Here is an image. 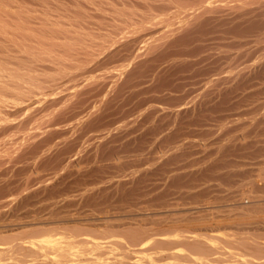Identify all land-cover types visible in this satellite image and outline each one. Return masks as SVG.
Segmentation results:
<instances>
[{
  "label": "rangeland",
  "instance_id": "1",
  "mask_svg": "<svg viewBox=\"0 0 264 264\" xmlns=\"http://www.w3.org/2000/svg\"><path fill=\"white\" fill-rule=\"evenodd\" d=\"M20 1H22V4L27 2L26 3L27 7L29 6L30 9H32L33 11L38 12V15L41 17H42L41 14H43V16H45L44 13H46V14H49L48 16H45L47 19L50 18L52 20H56V22L60 21V23H62V22L65 23V21H66V23L64 24L65 26H67V27L72 26L70 28H67V29H69L68 31H72V32L67 31V33L69 34V33L75 32L76 34L73 33V34H71V36H69L67 33H66V35H65V33H62L63 36H66V37L69 36L68 38H70V37L75 38L79 35V33H81V37H84L85 34L87 35V33H90V35L88 34L90 37L92 35L94 37L97 36V38H99L98 40H100L104 43L103 44L102 42H100L98 40L95 42L92 41L94 49L92 48L93 50L91 49L90 52L87 51V52L82 53L84 55L81 54V57H80V58H82L83 62H86L84 64H87L88 68H91L92 65L93 66L97 65L98 68L96 66L94 68V70H92L91 74L87 75L82 80L80 79L79 81H81V82L77 81L78 86H77V83L75 82L73 85L74 89L71 88V89H69L70 91H67L66 89H62L66 92L60 93L58 91L60 94L57 92V90H56L57 88L55 86H52V85H54L53 80H55V78H57V76L56 77H54V76L56 74H58V72L55 74V73H53V71L54 72L58 71V70H56V68L59 69L57 66H59V65L61 66V64L57 65L58 63H56V61L52 60L54 63H56V64H54L55 67H53L52 65H50L53 62L50 60V58H46L47 56H43V58H41L40 56H36L34 58V56L30 57L31 55L27 56L25 53L16 54V55H18L19 59L21 58L20 60L17 61V62H19V64L16 63L17 66H15L16 64L14 63V61L12 62V65L14 63L13 68H14V66L17 67L16 68L17 69V71H16L17 76H19V74L21 75V73L25 74L26 71L24 72L23 69L26 70V67H27L28 71H30V69H32L31 71H34V72L38 71V74L36 73V75L39 76V74H40L41 77L37 76L38 79L40 78L39 80L38 79L37 80L40 81L41 84L43 81H44V84H46V83L48 84L47 85L48 91H46V93H44L45 91L43 90V88L46 89V87H44L46 85H43V87H41L42 92L40 91V93L44 94L43 97L41 94H39L36 91L38 93L37 94L35 92V89H34L35 94H33V93H31V94H33V95L37 94V97L31 96L30 98H28L31 100L33 97L35 98V99L33 98L34 102L32 100V104L34 105V106H32V108H34V107L36 108V110L35 109L33 110V112L36 111V113H37V114H35V112H34L36 117H39L42 114H47V117L44 116L45 118L41 116L42 118H44L42 121L40 120V117L38 118V120H40V121H38V126L36 128V134L37 133L40 134L42 132V130H44V131L50 130V131H53L55 133L56 138L58 135L63 136V140H61L62 136H60V137L58 136L57 140H55V142L57 141L58 144H57V142L56 143L54 142V144L55 145L57 144L56 146H58V147L54 146V148H53L55 150V153L53 152L54 150H51L52 151V152H50L51 156H50V153L48 155L49 159L52 160L54 158L56 161H54V159L52 160V162L48 161V163L49 162L50 163L49 164L47 163L43 167H41L42 166L41 164L43 162L40 161L39 163H41V164H38V165H40L41 168L39 166H37L38 169H36V174H34L35 175V176H33L34 178L32 177L33 186H31L32 187L31 190L33 192L32 191L31 192L34 193L36 191L35 193L37 195V198H35V201H34V204H35L34 207L35 208L40 210V208L42 209L44 206L46 211L42 210L44 213L43 215H45L47 217H48V212H49L48 209L53 208V206H54V209L57 208L59 210V208H60L61 209L60 211H63V213L66 211L65 213L67 214V211H68L69 214H67V215L65 214L66 217H70L72 215H77V214L80 216L82 214L81 217L85 216V218H86L87 217L86 215L92 216L91 214L92 213L95 214V212L97 213L96 215H99V214H102L101 213L102 210L101 211L98 210V212L96 210L98 207H99V209H102L100 205H102L104 203L105 199H107L108 201L110 199H112L111 202L114 201V202H112L114 204L116 202L115 198L117 196L118 200L116 199L117 200V202H116L117 204L115 203L116 205H118V202H124L125 200L123 199V197H124L123 195L126 194L128 191H130V188L131 189L133 187L136 188L138 186L139 182H138V184H136L135 181H138L137 179H139L140 176L141 177L143 176L144 178L145 177L146 178L145 179L143 177L140 178L139 179L140 184L138 186L139 190H141L142 192L141 191H138V192L139 193L141 192L140 193L141 195H142V193H143V195L145 194L144 196L143 195L142 196L146 197L147 201L145 202L146 199L145 198H144L145 200L142 199L143 197L141 195L136 196L137 200L142 197L141 198L142 203L144 201V203H146L148 205V202H149L150 203L149 206H151V203L152 204L158 203L159 202L158 200L161 197L165 201H167L169 204L170 203L174 204V202L176 204L178 203L179 205L177 204V206H176V204H175L174 207L180 206V208L178 207L180 210L175 208V210L173 209L174 213H172V212H171L172 214L170 213L171 214L170 217L171 218L173 217L172 219L170 218L172 222H173V219L179 220V219H183L184 217L186 218L187 217V216H185L186 214H188V218H192V216H193V218H196L197 214L196 215L193 214V213H195L194 211H192L191 213H190V211H187L188 207L198 206L197 208H202L204 205H211L212 204V206L214 205V207H215V210L212 211L213 213L215 211V213H216V214L214 213L215 216H217V217H219V216L220 217L221 216L222 217H228V216L231 217V219L226 220L227 221L226 224H225V221H223L221 223L222 227H223V225L224 226L228 225V227H230V229H232L231 231H236V229H237L236 232L242 233L244 235H246V233L248 232L247 236H252V237L254 236V238L256 236V239H258V241L260 240L259 241L260 243L264 242V234H263L264 233V218H263L264 214H260L258 216L260 218H258V219L254 218L255 220L253 218H252V220H251V218H250V220H248L249 218H243V220H242V218H240L241 220H236L237 215L239 216L240 215L239 213L243 212L241 207L238 205L242 199H245L243 201L247 202L248 200H252L253 197H256L258 195L264 196L263 193H261L260 191L258 192L259 186L261 187L264 184V173H263L264 172V66H263L264 65V37H262L263 34H260V35L257 34L259 37L257 35H255V36L254 35L253 36L246 35V37H238L237 38V36H232V35L230 36V34L228 35V34L220 33V32L214 33V31H213V33L215 35L214 34L212 35L211 34L212 31H211V33H210L211 35H208V33L206 35V32H205L204 36H202V35L194 36L193 38L195 40L193 38H191L190 40L185 42V46H184L183 41L178 42V43L177 42L174 43V41L176 39L178 41L179 40L178 38H181L180 36L183 37L184 34L190 30L189 27L191 26V24H193V23L190 24V22L192 20H190V22H189L190 25L187 24V25H189V27L186 26L187 29H189V30H187L185 27L187 22L186 23L184 22L183 23L184 26H182L183 25L182 24L181 25L182 28L178 29L177 27L180 24L178 23L179 25H177V22L174 21L177 26L176 25H173V26L169 25L170 24L169 23V24H165L166 28H164L165 27L164 24L157 25L155 27V29H157L159 31L154 35L156 38H153L152 42L150 41V44L152 43L151 45L152 46L154 45V48L149 44V42H147L146 44L142 43V45L138 43L132 49L134 51L131 50V52H127L124 54L126 56L123 55L119 58L117 57L118 60L115 59L112 61H105L106 59H108V56L113 52V50L116 51V50H118V48L119 49L122 48V46H124L126 44L125 42L127 40H128L127 42H130L129 40H132V38L136 39V37H137V39H138L141 35L144 36L145 34H147L148 28L150 26L156 25L153 22L158 21V23H160L159 21H161V19L165 20L166 18H168L170 16H174V14H176V12L173 13L174 10L175 11L180 10V7H179V5H181L180 2L186 1V0H179V1L178 0H20ZM24 6H25V4H24ZM34 9H36V10H34ZM168 10H170V11L167 12ZM43 11H44V13H43ZM60 14L62 16H60ZM205 16L208 17V14L206 13ZM205 16H202V17H205ZM41 17L39 19H41ZM59 17H62V19ZM174 17L177 18V16H174ZM67 19L68 20L71 19V20H69V22H71L72 25L67 21ZM128 19H130V20L128 21ZM189 19H193L192 22H194L196 19L193 26L190 27V28H193L198 24V22H199L198 20H200L202 18L197 19V18L191 17ZM37 20H38V17H37ZM43 20H45V19L43 18ZM131 20L133 23V25L131 24L132 26L129 24V23H131L130 22ZM166 20L169 21V19H166ZM41 21H42V19H41ZM41 21L38 20L36 22L39 23ZM77 21H79V23ZM110 21H112V22H110ZM56 22H54V23H56ZM126 22H127V24L130 25V27L128 25H127L128 27L126 26ZM118 23H120V24H118ZM139 23H141V24H139ZM149 24H150V26H149ZM171 24H174V23H171ZM167 25H169V26L167 27ZM36 26H37V24H36ZM102 26H103V28L101 29ZM147 26H149V27H147ZM170 26H172V27H170ZM92 27H94V28H92ZM98 28L100 29L99 31H98ZM127 28H129V31L132 30L131 28H133V30H132L133 32L129 33V31L126 30ZM77 29H78V31L76 32L75 30H77ZM84 29H85V31L86 30L87 31L85 32ZM89 29L91 32L89 31ZM115 29H117V30H115ZM209 30H207V31L209 32ZM43 31H44L43 34H46L47 30L46 31L43 30ZM43 31H41V32H43ZM107 31H109V32L106 34ZM121 31H123V32H121ZM41 32H38V33H41ZM134 32H135V34H134ZM47 33H48V36L52 34V33L49 34V32H47ZM62 34L56 33L55 35L53 34V37L60 36V38H61ZM117 34H119L118 38L116 37ZM74 35H76V36H74ZM113 35H115V36H113ZM174 35H176V36H174ZM109 36H110V38H109ZM200 36H202V37L206 36V37L201 39L202 37L200 38ZM78 38H75V39H78ZM105 38H107L108 41ZM111 38H112V40H111ZM115 38H116V41H115ZM169 38L172 39V41L174 39V41L172 42ZM199 38H200L199 41L196 40ZM96 39H94V40H96ZM2 40L4 41V39H2ZM202 40H204V41H202ZM194 41H196V42H194ZM3 43L5 44V41ZM108 43H110V44H108ZM107 44H108V46L109 45L110 46L108 47ZM246 44H249V45H246ZM96 45H98V47ZM174 46H175V48H174ZM99 48H101L102 50L101 49L99 50ZM47 50H49V49H47ZM96 50H98V51H96ZM166 50H167V52H166ZM6 51H7V49H6ZM6 51H3L4 55L0 54V55H2L4 63L6 61L5 58H9V57H7L8 56L7 53H9V52L6 53ZM108 53H110V54H108ZM9 54H11V53H9ZM95 55H96V57H95ZM98 55H100L101 57ZM137 56H139V57H137ZM30 58H32V59H30ZM33 58H34V60H33ZM84 58L85 59L87 58L86 61L84 60ZM213 59H215V60H213ZM9 62L6 61V63L11 67V65H10L11 61H9ZM33 62L37 64V65H35L37 67H33V65H34ZM94 62H95V64L96 63L97 64L95 65ZM109 62H110V64H108ZM89 63H90V65H89ZM205 63H206V65H205ZM46 64L48 67L46 66ZM69 64L70 63H68V65L67 64H63V65H67L68 67H76L75 63L70 64V65ZM28 66H30V67H28ZM42 66H44V67H42ZM116 68H118V69H116ZM21 69H22V71H21ZM47 69H48V71H47ZM207 69H209V70H207ZM258 70L261 71V73ZM28 71H27L26 75L33 73L31 71H30L31 73H29ZM157 72H158V74H157ZM259 73H260V75H259ZM251 75H252V77H251ZM156 76H157V78H156ZM29 77H30V75H29ZM33 77H34V75H33ZM158 77H160V78H158ZM242 77L245 80L242 79ZM51 78H53V80ZM27 79H29V78H27ZM51 80H52V84H51ZM170 80H171V82H170ZM35 81H36V78L34 79V81L31 80L30 84H33ZM27 82L29 83V81H27ZM38 84H34V85H38ZM39 86H41V85L39 84ZM70 87H72V85ZM76 87H79V88H76ZM105 87H106V89H105ZM27 90H29V89L27 88ZM27 90H25V92ZM37 90L39 91V89H37ZM62 90H60V91H62ZM104 90H106V91L103 92ZM55 91L57 92V94ZM242 91H243V93H242ZM47 92H49V93L47 94ZM29 93L27 92L25 97H27V95ZM105 94H107L106 97H105ZM38 95H41V97L40 96L38 97ZM74 95H75V97H74ZM100 96H103V97H100ZM227 98H228V100H227ZM36 100H38V102H36ZM87 106H88V108H87ZM198 106H199V108H198ZM227 107H228V109H226ZM72 108H73V110L76 111V112L74 111L76 113V115L74 112H72L73 111V110H71ZM90 108H91V110H90ZM99 108H101V109H99ZM176 109H178V110L176 111ZM78 110L79 111L81 110V111L79 112ZM126 110L128 111V113ZM179 110L181 111L182 114L180 113V114L176 115V112H179ZM89 111H90V114H89ZM119 111L120 112L123 111L124 114L127 113L126 116L123 114V112L118 114ZM125 111H126V113H125ZM129 111H130V113L131 112L132 113L130 114ZM259 111H261V112H259ZM77 112L81 113V115L78 114ZM100 112L103 113V116ZM171 112L172 113L174 112V114H172ZM185 112L187 115L185 114ZM82 114L83 115L85 114L84 115L85 119L81 118V116H83ZM91 114L93 115V117ZM116 114H118L120 116H118V115L116 116ZM121 114H123V116L125 118L122 117ZM73 115H75L77 117L76 118L77 120L75 118L73 119ZM90 115H91V117H90ZM104 115H107V116H104ZM191 115H192V117H191ZM87 116H88V118H87ZM98 116H100V117H98ZM128 116H129V118H128ZM78 117L81 118L82 122H80V120H79L80 118L78 119ZM103 117H105V118L108 117L107 119L109 121L107 119L106 120L103 119ZM113 117H115V118H113ZM135 117L137 118L136 121L138 120L139 122L135 121L136 123H134ZM158 117H159V119H156ZM180 117H182V118H180ZM61 118L64 120H61ZM93 118H95V119L97 118V119L95 120ZM98 118H100V119H98ZM148 118H150L151 120L150 119L148 120ZM177 118H178V120H180V119L181 120L178 121ZM199 118L201 120H199ZM102 119H103V121H101ZM112 119H113V121H112ZM104 120H105V122H109V123L108 124L103 123L104 124L103 125L101 122H104ZM62 121H64L65 123H63ZM181 121H183V122H181ZM77 122H80V123H77ZM179 122L181 125H179ZM84 124H85V127H84ZM96 124H98V125H96ZM99 124H101V125H99ZM109 124H111V125H109ZM113 124H115V125H113ZM176 124H178L179 126ZM89 125H93L94 127L96 125L97 127L94 128L92 126V128H93L92 129V128H90ZM140 125H141V128H140ZM98 126H99V129H98ZM116 126H117V128H116ZM142 126H143V129H145V130L142 129ZM102 128L103 129L106 128V129L103 130ZM136 128H138L142 132L139 130H136V133L132 132ZM149 128H151V129H149ZM154 128H156V129H154ZM147 129H149V130H147ZM56 130H59V131L57 132ZM102 130L104 133L102 132ZM109 130H111V131L113 130V131L110 133V132H108ZM156 130H157V132H155ZM93 131H96L97 133L94 132V135H93ZM121 132L122 133L125 132L124 135ZM128 132H130L129 139H131V141L128 140V138H126L128 136H125V134H127ZM153 132H155V133H153ZM158 132H160V134ZM109 133L111 134L110 136L106 135ZM132 133H134L135 135H133ZM102 134H103V136L105 135L106 137L109 136V139H108V137L103 139V141L101 142V144L102 143L103 144L102 145L100 144V146L97 147L99 143H97V141L95 140V137L96 136H102ZM143 134L146 137L143 136ZM86 135H87V137H86ZM153 136H154V138H153ZM134 137H136V138H134ZM120 138L122 139V141L120 140ZM133 138H134V140L132 141ZM73 139L77 140V142H79V143H77L78 145L74 144L76 142ZM229 140H231L233 143L234 142L236 143L235 145L237 147L234 146L235 151H234V149L232 151L227 150L226 152L222 151L220 153L213 151V150L217 149L218 147L222 146V144H225ZM234 140H236V141H234ZM59 141H60V143L62 142L61 145H60ZM72 141H73V143H72ZM140 141H142V142H140ZM63 142H65V145L63 144ZM84 142H85V144H87V146L89 147L88 150H90V151L88 153L82 152V154H80V148H81L80 146L82 145L81 143H84ZM110 142H112L113 144ZM117 142H120V143H117ZM255 142H256V144H255ZM107 143L110 145L109 147H108ZM136 143L138 144L137 146L135 145ZM139 143H140V145H139ZM239 143H242L243 145H244V143H246V144L243 147L242 144L239 145ZM124 144H127V146L126 145L124 146ZM204 144H206V146H204ZM208 144H209V146H208ZM210 144H212V145L210 146ZM104 145H105V147H104ZM238 145L241 146V148L238 147ZM74 146H75V148H74ZM122 146L124 148H122ZM216 146H218V147H216ZM125 147H128V149H126ZM129 147L131 149H129ZM205 147L210 148L211 150L210 149L208 150ZM237 148H238V150H237ZM56 149H57V151H56ZM124 149H126V150H124ZM205 149H207L208 151L204 152L203 150H205ZM63 151L65 152V154ZM78 151L80 154L79 157H78V155H79ZM117 151H120V152H117ZM97 153H99V154H97ZM100 153H101V155H100ZM106 153H107V155H106ZM224 153H225V155H224ZM168 154L170 156L174 155L175 157L173 156V157H171L172 159L170 158L169 160H168V158H165V159L163 158L164 160L161 162H160V160H158V158H159L158 156L169 157ZM218 154H220V155H218ZM118 155L119 156L121 155L120 158ZM96 156H97V158H96ZM111 156L112 157L114 156V157L112 158ZM8 157H10V156L7 155L2 160L4 162L9 161L10 159ZM90 157L94 158L95 161L92 159L93 163H92V161H90L91 159L89 160ZM59 158H61V159H59ZM134 158H135L136 162L140 161V164L138 162H137V164H136V162L132 163V162H134ZM108 159H110V160H108ZM116 159L122 160V163L125 162L124 160L126 159V161L127 162L129 161L128 163H131V164L127 165L128 163L127 164L124 163L126 165V167L123 164V166H120V167H124L123 170L119 171V170H117L118 169L117 167L111 168V166H113V165H110ZM128 159H130V160H128ZM131 159H132V161H131ZM209 159H210V161H209ZM67 160H69V161H67ZM77 160H78L79 165L82 163L81 164L82 167H81V165H80V167H81V170L84 169L83 170L84 176L82 175L81 170H80L81 171L80 172L79 170H77L73 167L74 161L76 163ZM88 161H90V162L87 163ZM216 161H217L218 165H217ZM83 162H85L87 164H84ZM94 162H96V163L99 162V163L96 164ZM196 162L198 163V165L195 166V164H197ZM67 163H69V164H67ZM205 163H207V164H205ZM93 164L95 165V167ZM100 164H102V165H100ZM51 165L54 167H52ZM103 165H105V166H103ZM95 168H96V170H95ZM112 169H115L116 171L112 170ZM119 169H121V168H119ZM75 170H76V172H75ZM93 170H94V172L95 171L96 172L94 173ZM141 170H144V171H141ZM211 170H213V171H211ZM77 171H79V172H77ZM88 171H89V174H88ZM149 172L152 174L150 175ZM127 173L135 174V175L137 173L136 180L134 181L135 184L131 183V182L128 183L129 181L127 182V186H125L126 184L125 185L121 184L123 187H126L128 190H126V188L119 187L120 189H123V190L125 189L126 191L120 190V192L122 191L123 193L124 192L125 193L123 195L122 194L118 195L120 193L119 191H117L118 185L115 184L114 182H112V180L113 181L115 180V182L118 180L125 181L120 176L121 175H123V176L130 175ZM144 173H146V174H144ZM94 174H96V175H94ZM92 175H93V177H92ZM102 175L104 176L103 177L104 179L101 177ZM148 175H150V176H148ZM142 179L144 181H146V182L143 181L144 182L143 184H141ZM247 182L248 183L250 182V183L248 184ZM253 182H254V184L257 183L258 188L256 185H255L256 187H254ZM110 183L111 184L114 183V184L111 185ZM31 184H32V182H31ZM131 184H134L137 186L135 187L134 185H131ZM110 185H111V188H110ZM113 185H115V187ZM121 185H119V186H121ZM60 186H62V187H60ZM43 187L48 188V189L50 187L49 190L52 193L49 192L48 189H44ZM138 187H137V189H138ZM100 188H101V190L103 189L102 192L105 195H108V196L111 195V197H105V195H103V193L101 192ZM108 188H110V189L108 190ZM112 188L114 190H112ZM233 188H235V189H233ZM254 188L258 189L257 192ZM42 189H43V193H42ZM57 189H58V191H57ZM62 190H64V192ZM251 190H253V194H252ZM110 191H111V193H110ZM44 192H48L51 194H49V196H47L48 193H47V195H45L46 193L44 194ZM61 192H63V193H61ZM98 192H99V196H102V195L104 196V197L102 196L103 197L102 199H100L101 197H99V196H97L99 198L94 196L97 199L95 201V199H93L92 197L91 198L87 197L88 195L91 196L92 194L98 195ZM202 194H204V195H202ZM44 195H45V197H43ZM121 195H122V197H121ZM197 195H198V197L196 198ZM138 196H140V197L138 198ZM227 196H229V198ZM38 197L41 198V199L39 198V200H41V201L37 200ZM136 198H134L135 201H137ZM84 199H85V201H84ZM88 199L90 201H88ZM91 199L94 201H92ZM98 199H100L99 201H103V203L101 204V202H99ZM134 200H132V201H134ZM132 201H129V203L127 201H125L126 204H125V202L122 204H124V205H127V203L132 204V205L137 204L136 202L133 204ZM151 201H153V202H151ZM156 201H158V202H156ZM170 201H172V202H170ZM236 201H238V202L236 203ZM81 202H83V203H81ZM89 202H90V204H88ZM91 202H94L96 204L91 205ZM106 202L107 201H105V203ZM138 202L140 203V200H138ZM49 203H50V205H49ZM84 203L88 206L83 205ZM65 204H66V206H65ZM97 204H98V206H97ZM109 204H107V205H109ZM120 204L121 203H119V205ZM122 204L120 206H123ZM232 204H233L235 209L234 208L232 209V207H233ZM245 204H248V203H245ZM40 205H42V206L40 207ZM48 205L50 206L49 208H48ZM94 205L97 206L96 209H95ZM103 205H106V204H103ZM107 205L103 208L105 209L107 207L106 210L112 209V208H110V205L109 206H107ZM158 205H159V203H158ZM158 205L155 204V205H153V207L155 206L156 209H160L161 206H158ZM200 205H201V207H199ZM64 206L67 208H65ZM89 206L90 207L92 206V207L90 208ZM183 206L186 208L185 210L183 208H182L183 210L181 209V207H183ZM117 207H114V208H117ZM153 207H151V208H153ZM163 207L165 208V206H162V208ZM93 208H94V210H93ZM155 208H153V209H155ZM238 208H239V210H237ZM128 209L130 210V209H132V207L131 208L128 207ZM92 210H93V212H92ZM201 212L200 213L198 212V214H199L198 216L199 217L201 216L199 218L200 224H199L198 220L194 221V223L197 222V225H190L191 228H193V229H204L207 227L211 228L210 226H212V225L213 226L217 225V224L212 223L213 221L211 219H212V217H214V215L212 214L211 211H209L210 213L206 211V214L204 213L205 211L204 212L201 211ZM175 214H176V217H175ZM242 214L243 215H246V214L249 215L250 213L246 210ZM63 215L64 214H62V216ZM194 215H195V217H194ZM202 215H204V216L202 217ZM233 217H235V219H233ZM253 217L257 218V216H253ZM55 218L56 217H54V219ZM56 219H58V218H56ZM196 219H198V218H196ZM203 220H205V221L203 222ZM168 222H169V220H168ZM168 222L160 223V222H152L149 220L148 222L147 221L144 222V225L146 223L147 228L148 227L154 228V226H155L156 229H158V228L163 229L162 226H164V227L165 226H174V224L168 223ZM202 222L204 223V225ZM232 222H233V224H235L234 226H233ZM82 223L83 224L86 223V224H88L87 226H91L90 223H88V222H85V223L82 222ZM201 223H202V225H201ZM126 224L127 223L122 221V222H118L115 225L116 226H123ZM170 224H172V225H170ZM229 224H231V226ZM175 225H177V224L175 223ZM219 225L220 224H218V226ZM245 225H246V227H245ZM60 226L64 227L67 225H64V226L60 225ZM70 226H72V224ZM92 226H95V225H92ZM242 226L245 227L246 229L243 228ZM238 228H240V229H238ZM244 229H245V232L247 231L246 233L244 232ZM239 230H241L242 232ZM258 235H260L259 238H258Z\"/></svg>",
  "mask_w": 264,
  "mask_h": 264
},
{
  "label": "bare ground",
  "instance_id": "2",
  "mask_svg": "<svg viewBox=\"0 0 264 264\" xmlns=\"http://www.w3.org/2000/svg\"><path fill=\"white\" fill-rule=\"evenodd\" d=\"M179 1V0H178ZM173 2V1H172ZM24 3V2H23ZM27 3V2H26ZM25 4H22V1L20 0H0V54H3V51H6L11 53H7V57L9 58H5V60L7 62L11 61V67L6 63L3 62V58L2 55H0V264H264V242L260 243L258 241V239H256V236L254 238V236H247V233L245 232V228L244 232L246 233V235L236 232V231H231L232 229H230V227H228V225H223L222 227V222L225 221L226 224V220L231 219V217H217L214 215V213L212 212L213 210H215L214 205H204L202 208H197L198 206H191L192 207H188L187 211H190V213L192 211H194L195 213L193 214H197L198 219L196 218H188V214H186L185 216H187L186 218L182 217L183 219H179V220H174L173 222L171 221L170 215L173 212V209L175 210V208L179 209L180 206L178 207H174L175 206V202L174 204L172 203H168L167 201H165L162 197L159 198V205L161 206L160 209H156L155 206L153 207V205H155L154 203H151V206H149V202L148 205L146 203H142L141 198L145 195L140 194L142 191L139 190V184H140V178H142L140 175V178L136 180V175L135 174H130V175H126L123 176L121 175L120 177L123 178L125 181L123 180H118L115 182V180L112 182H114L115 184L118 185V189L117 191L120 192V190L124 191L123 189H120L119 187H123L121 184L127 186V182L128 183H135L138 184L134 185L136 188H130V191H128L126 194H124L122 191V193L118 192L120 194H124L123 199L125 201H127L129 203V201L134 200V198H136L137 195H141L142 197L139 198L140 196H138V200H140V203L137 201H132L133 204L136 202L137 204H128L124 205L122 203L124 202H118V205H116L117 203V196L115 198V203L113 204L110 199L109 201L107 199H103V201H99L100 199H102L105 195L101 190V192L103 193V197L99 196V192L98 195H88L87 197H92L93 199H95V201L97 200L96 197L99 196L101 197L100 199H98L99 202H101V204H109L110 202L113 204H109L110 205V210H106V208L104 209L103 207H105L106 205H100L98 202V204L101 206L102 209H99V207L97 208L96 205H94L95 209L97 208V212L98 210L101 211L102 214L96 215L97 213L95 212L92 213V216L86 215L87 217L85 218V216L81 217V215L79 216L77 215H72L70 217H66L67 214L63 211H60L61 209L59 208V210L57 208L54 209H48V217L43 215V211L45 210V207L43 206V208L40 210L34 207V201L35 198H37L36 195V191L34 193H32L33 191L31 190V186H33V179L32 177L35 176L34 174H36V169L37 166L40 167L41 164L39 163L40 161H42L43 163L41 164L43 166H45L48 161L52 162L51 159L48 158V155L50 152H52L51 150H54V146H56L58 144L55 145L54 142L55 140H57L58 136H62V135H58L56 138V135L53 131H44L42 130V132L40 134H36V128L38 126V121H42L47 114H42L41 116L44 117L42 118L40 117V120H38L39 117H36L33 110L36 108H32V106H34L32 104V100L34 97H37V94H41L42 97L44 94L40 93L41 87H43V85H46L44 87H46V89L43 88V90L45 91L44 93H46V91H48V84H44V81L41 82L38 81L39 79L37 78L38 75H36L37 72L31 71L32 69H30V71H28L27 67L26 70L23 69V71L26 73H21V75L19 74V76L16 75V71H17V64H19V62H17L19 59L18 55L16 54H23L25 53L27 56L31 55L30 57L34 58L36 56H40L41 58H43V56H47L46 58H50V60L52 61H56V63H58L57 65L61 64V66H57L59 69L56 68V72L53 71V73H57L54 77L57 76V78H55V80H53V78H51L53 80V84L52 86H55L57 89V92L59 91L61 92H66L62 89H66L67 91H70L69 89L73 88L74 83H77L78 86V82L80 79H84L87 75L91 74L92 70H94V68L97 66L94 62V64L96 66H93L91 68L87 67V64H84L86 62L82 61L81 54L84 52H90V50L93 47V42L97 41L99 38L94 37L93 35L90 37V33H87V35L85 34L84 37H81V33H79V35L75 38H68L69 36H71V34L75 33H67V31L72 26H65L64 24L66 23H60V21L56 22V20H52V19H47L45 16H48L49 14L44 13L45 16L42 15V17L45 19L43 20V18L41 16L38 15V12L33 11L32 9H30V7ZM181 5H179L180 10L175 11L173 13L176 12V14H174V16H170L166 19L168 20H164L161 19V21H159L160 23H158V21L153 22L156 25L153 26H147L148 28V33L145 34L144 36H138L139 38L134 40L132 38V40H129L130 42H125L126 44L124 46H122V48H118V50H113V52L108 56V59H106L105 61H112L117 59V57H121L123 56L125 53L127 52H131V50L139 43L142 45V43L146 44L147 42L150 41L152 42L153 38H156L154 35L159 31L157 29H155V27L157 25H161V24H169V25H176L175 22H177V25H179L177 28L181 29V25L185 22L186 25L185 27H189V25L191 23L194 24L193 19H189V18H202L200 20H198V24L193 27L190 28L191 26H193V24H191V26L189 27V30L187 33L184 34V36H180L181 38H178L179 40L177 41V39L174 41V43H178L183 41L184 42V46H185V42L190 40L191 38H193L194 36H199L202 35L204 36L205 32L206 35L208 33V35H213L216 32H220V33H225V34H230V36H237L238 37H246V35H251V36H255V35H260L263 34L262 37H264V0H186V1H182L180 2ZM173 9V8H172ZM171 9V10H172ZM175 9V8H174ZM36 10V9H34ZM170 10H168L167 12H169ZM173 11V10H172ZM165 12V11H164ZM208 14V17L205 16V14ZM54 16V15H53ZM52 16V17H53ZM60 16H62L60 14ZM65 16V15H64ZM67 16V15H66ZM154 16V15H153ZM205 16V17H202ZM42 21L41 22H36L37 20ZM41 17V19H39ZM51 17V18H52ZM62 19V17H59ZM58 20V19H57ZM71 20V19H69ZM69 20L67 19V21L69 22ZM74 20V19H73ZM116 20V19H115ZM130 19H128L129 21ZM189 20V21H188ZM190 20H192L190 22ZM53 21V22H52ZM91 21V20H90ZM144 21V20H143ZM175 21V22H174ZM56 22V23H54ZM79 23V21H77ZM82 22V21H81ZM101 22V21H100ZM99 22V23H100ZM112 22V21H110ZM131 23H129L130 25L132 23V20L130 21ZM190 22V24H189ZM71 24V22H69ZM83 23V22H82ZM138 23V22H137ZM144 23V22H143ZM174 23V24H171ZM179 23V24H178ZM39 27H37L36 26ZM69 24V25H70ZM107 24V23H106ZM109 24V23H108ZM120 24V23H118ZM117 24V25H118ZM127 24L126 22V26L128 25L130 27V25ZM141 24V23H139ZM189 24V25H187ZM72 25V24H71ZM81 25V24H80ZM83 25V24H82ZM92 25V24H91ZM97 25V24H96ZM102 25V24H101ZM111 25V24H110ZM122 25V24H121ZM131 25V26H132ZM167 25V27L169 26ZM176 25V26H177ZM36 26V27H35ZM104 26V25H103ZM103 26L101 27V29L103 28ZM123 26V25H122ZM127 26V27H128ZM170 26V27H172ZM184 26V24L182 25ZM85 27V26H84ZM89 27V26H88ZM98 27V26H97ZM116 27V26H115ZM119 27V26H118ZM117 27V28H118ZM134 27V26H133ZM74 28V27H73ZM77 28V27H76ZM94 28V27H92ZM123 28V27H122ZM136 28V27H135ZM142 28V27H141ZM166 28V26L164 27ZM133 30V28H131ZM139 29V28H138ZM210 29V30H209ZM43 30H47L46 34H43V32L41 31ZM81 30V29H80ZM100 29L98 28V31ZM111 30V29H110ZM117 30V29H115ZM119 30V29H118ZM122 30V29H121ZM126 30L129 31V28H127ZM132 30L129 31L133 32ZM146 30V29H145ZM209 30V32L207 31ZM74 31V30H73ZM76 32L78 31L75 30ZM85 31V29H84ZM87 31V30H86ZM85 31V32H86ZM90 31V29H89ZM88 31V32H89ZM172 31V30H171ZM212 31V33H211ZM214 31V33H213ZM41 32V33H38ZM51 34L48 36V33ZM68 32H72V31H68ZM84 32V33H85ZM91 32V31H90ZM102 32V31H101ZM100 32V33H101ZM109 31L106 32V34ZM118 32V31H117ZM123 32V31H121ZM141 32V31H140ZM62 34V33H66L69 36H56L53 37V34ZM111 33V32H110ZM125 33V32H124ZM128 33V34H129ZM139 33V32H138ZM211 33V34H210ZM76 34V33H75ZM89 34V35H88ZM105 34V33H104ZM105 34V35H106ZM112 34V33H111ZM135 34V32H134ZM175 34V33H174ZM224 34V35H225ZM83 35V34H82ZM98 35V34H97ZM110 35V34H109ZM118 35H116V37L118 38ZM123 35V34H122ZM132 35V34H131ZM172 35V34H171ZM180 35V34H179ZM215 35V34H214ZM245 35V36H244ZM257 35V36H258ZM76 36V35H74ZM102 36V35H101ZM108 36V35H107ZM115 36V35H113ZM125 36V35H124ZM129 36V35H128ZM176 36V35H174ZM200 36V38L202 37ZM123 37V36H122ZM126 37V36H125ZM159 37V36H158ZM162 37V36H161ZM206 37V36H205ZM202 37L201 39L205 38ZM224 37V36H223ZM259 37V36H258ZM97 38V39H96ZM110 38V36H109ZM196 39V40H200ZM211 38V37H210ZM234 38V37H233ZM236 38V37H235ZM236 38V39H237ZM4 39L5 44L3 43L4 41L2 40ZM96 39V40H94ZM107 39V38H105ZM170 39V38H169ZM194 39V38H193ZM192 39V40H193ZM245 39V38H244ZM249 39V38H248ZM102 40V39H101ZM112 40V38H111ZM114 40V39H113ZM172 41V39H170ZM195 40V39H194ZM93 41V42H92ZM100 41V40H98ZM106 41V40H105ZM108 41V39H107ZM116 41V38H115ZM170 41V42H171ZM172 41V42H173ZM197 41V42H198ZM204 41V40H202ZM102 42V41H100ZM167 42V41H166ZM193 42V41H192ZM196 42V41H194ZM244 42V41H243ZM103 43V42H102ZM115 43V42H114ZM113 43V44H114ZM95 44V43H94ZM98 44V43H97ZM104 44V43H103ZM106 44V43H105ZM110 44V43H108ZM107 44V46H108ZM152 44V43H151ZM150 44V45H151ZM154 44V43H153ZM115 45V44H114ZM123 45V44H122ZM149 45V46H150ZM177 45V44H176ZM249 45V44H246ZM254 45V44H253ZM95 46V45H94ZM98 47V45H96ZM110 46V45H109ZM108 46V47H109ZM144 46V45H143ZM152 46V45H151ZM183 46V45H182ZM240 46V45H239ZM49 47V48H48ZM154 48V45L152 46ZM188 47V46H187ZM243 47V46H242ZM175 48V46H174ZM254 48V47H253ZM49 49V50H47ZM92 49V50H93ZM101 48H99L100 50ZM102 50V49H101ZM137 50V49H136ZM257 50V49H256ZM46 51V52H45ZM98 51V50H96ZM104 51V50H103ZM109 51V50H108ZM115 51V52H114ZM134 51V50H132ZM162 51V50H161ZM252 51V50H251ZM258 51V50H257ZM105 52V51H104ZM167 52V50H166ZM134 53V52H133ZM149 53V52H148ZM95 54V53H94ZM98 54V53H97ZM131 54V53H130ZM84 55V54H82ZM141 55V54H140ZM176 55V54H175ZM100 56V55H98ZM126 56V55H124ZM174 56V55H173ZM87 57V56H86ZM96 57V55H95ZM101 57V56H100ZM139 57V56H137ZM27 58V57H26ZM33 58V60H34ZM176 58V57H175ZM218 58V57H217ZM32 59V58H30ZM87 59V58H86ZM86 59L84 58V60L86 61ZM125 59V58H124ZM133 59V58H132ZM139 59V58H138ZM170 59V58H169ZM225 59V58H224ZM9 60V61H8ZM94 60V59H93ZM118 60V59H117ZM148 60V59H147ZM215 60V59H213ZM256 60V59H255ZM14 61V63L16 64L13 68L12 62ZM36 61V60H35ZM52 61V62H53ZM123 61V60H122ZM31 62V61H30ZM51 62V63H52ZM99 62V61H98ZM150 62V61H149ZM172 62V61H171ZM178 62V61H177ZM10 63V62H9ZM34 63V62H33ZM56 63H52L50 65H52L53 67L54 64ZM68 63L76 64V67H68ZM140 63V62H139ZM196 63V62H195ZM208 63V62H207ZM222 63V62H221ZM24 64V63H23ZM32 64V63H31ZM63 64H67V65H63ZM69 64V65H70ZM100 64V63H99ZM110 64V62L108 63ZM136 64V63H135ZM167 64V63H166ZM181 64V63H180ZM186 64V63H185ZM214 64V63H213ZM212 64V65H213ZM28 65V64H27ZM37 65L36 63H34L33 67H37L35 66ZM63 65V66H62ZM90 65V63H89ZM149 65V64H148ZM172 65V64H171ZM206 65V63H205ZM40 66V65H39ZM47 66V64H46ZM67 66V67H66ZM264 66V65H263ZM30 67V66H28ZM32 67V66H31ZM44 67V66H42ZM48 67V66H47ZM65 67V68H64ZM110 67V66H109ZM176 67V66H175ZM199 67V66H198ZM52 68V67H51ZM93 68V69H92ZM98 68V66H97ZM127 68V67H126ZM135 68V67H134ZM14 69V70H13ZM38 69V68H37ZM43 69V68H42ZM46 69V68H45ZM107 69V68H106ZM118 69V68H116ZM138 69V68H137ZM210 69V68H209ZM207 69V70H209ZM223 69V68H222ZM228 69V68H227ZM224 70V69H223ZM239 70V69H238ZM263 70V69H262ZM22 71V69H21ZM27 71L31 74L30 77L27 74ZM43 71V70H42ZM48 71V69H47ZM204 71V70H203ZM229 71V70H228ZM259 71V70H258ZM94 72V71H93ZM206 72V71H205ZM261 73V71H259ZM263 72V71H262ZM35 73V74H34ZM47 73V72H46ZM121 73V72H120ZM174 73V72H173ZM186 73V72H185ZM197 73V72H196ZM211 73V72H210ZM218 73V72H217ZM232 73V72H231ZM259 73V75H260ZM158 74V72H157ZM192 74V73H191ZM201 74V73H200ZM253 74V73H252ZM26 75V76H25ZM34 75V77H33ZM54 75V74H53ZM194 75V74H193ZM240 75V74H239ZM262 75V74H261ZM40 76V74H39ZM38 76V77H39ZM116 76V75H115ZM247 76V75H246ZM41 77V76H40ZM252 77V75H251ZM29 78V79H27ZM36 78V83L34 82L33 84H30L31 80L34 81V79ZM153 78V77H152ZM157 78V76H156ZM160 78V77H158ZM168 78V77H167ZM38 79V80H37ZM123 79V78H122ZM165 79V78H164ZM204 79V78H203ZM242 79H244L242 77ZM45 80V79H44ZM52 80H51V84H52ZM158 80V79H157ZM245 80V79H244ZM252 80V79H251ZM29 81V83L27 82ZM42 81V80H41ZM169 81V80H168ZM242 81V80H241ZM81 82V81H79ZM162 82V81H161ZM166 82V81H165ZM171 82V80H170ZM207 82V81H206ZM256 82V81H255ZM41 86H39V84ZM49 83V82H48ZM93 83V82H92ZM167 83V82H166ZM247 83V82H246ZM34 84H38V85H34ZM50 84V83H49ZM117 84V83H116ZM120 84V83H119ZM118 84V85H119ZM209 84V83H208ZM72 85V87H70ZM80 85V84H79ZM255 85V84H254ZM76 86V85H75ZM82 86V85H81ZM87 86V85H86ZM103 86V85H102ZM108 86V85H107ZM179 86V85H178ZM252 86V85H251ZM50 87V86H49ZM69 87V88H68ZM88 87V86H87ZM104 87V86H103ZM161 87V86H160ZM236 87V86H235ZM27 88L29 90H27ZM52 88V87H51ZM79 88V87H76ZM75 88V89H76ZM147 88V87H146ZM169 88V87H168ZM240 88V87H239ZM252 88V87H251ZM37 93L36 95L34 92ZM39 89V91L37 90ZM53 89V88H52ZM74 89V88H73ZM104 89V88H103ZM106 89V87H105ZM131 89V88H130ZM245 89V88H244ZM25 90H27L25 92ZM31 90V91H30ZM62 90V91H60ZM102 90V89H101ZM114 90V89H113ZM33 91V92H32ZM50 91V90H49ZM54 91V90H53ZM92 91V90H91ZM95 91V90H94ZM106 90H104L103 92H105ZM29 93L26 96V93ZM56 92V91H55ZM56 92V94H57ZM58 92V93H59ZM85 92V91H84ZM109 92V91H108ZM166 92V91H165ZM33 93V94H31ZM49 92H47L48 94ZM59 93V94H60ZM77 93V92H76ZM81 93V92H80ZM174 93V92H173ZM243 93V91H242ZM245 93V92H244ZM46 94V95H47ZM67 94V93H66ZM84 94V93H83ZM87 94V93H86ZM90 94V93H89ZM41 95H38V97ZM45 95V96H46ZM81 95V94H80ZM107 94H105L106 97ZM184 95V94H183ZM31 96H34L31 99ZM78 96V95H77ZM88 96V95H87ZM207 96V95H206ZM212 96V95H211ZM215 96V95H214ZM229 96V95H228ZM75 97V95H74ZM79 97V96H78ZM82 97V96H81ZM103 97V96H100ZM130 97V96H129ZM238 97V96H237ZM27 98V99H26ZM73 98V97H72ZM94 98V97H93ZM177 98V97H176ZM35 99V98H34ZM79 99V98H78ZM82 99V98H81ZM107 99V98H106ZM205 99V98H204ZM244 99V98H243ZM48 100V99H47ZM173 100V99H172ZM178 100V99H177ZM226 100V99H225ZM228 100V98H227ZM231 100V99H230ZM236 100V99H235ZM242 100V99H241ZM149 101V100H148ZM170 101V100H169ZM34 102V100H33ZM36 102H38V100H36ZM80 102V101H79ZM107 102V101H106ZM224 102V101H223ZM259 102V101H258ZM90 103V102H89ZM118 103V102H117ZM226 103V102H225ZM36 104V103H35ZM57 104V103H56ZM78 104V103H77ZM80 104V103H79ZM100 104V103H99ZM221 104V103H220ZM256 104V103H255ZM73 105V104H72ZM132 105V104H131ZM184 105V104H183ZM196 105V104H195ZM224 105V104H223ZM260 105V104H259ZM219 106V105H218ZM222 106V105H221ZM76 107V106H75ZM74 107V108H75ZM79 107V106H78ZM167 107V106H166ZM217 107V106H216ZM224 107V106H223ZM243 107V106H242ZM250 107V106H249ZM260 107V106H259ZM88 108V106H87ZM199 108V106H198ZM212 108V107H211ZM101 109V108H99ZM204 109V108H203ZM215 109V108H214ZM219 109V108H218ZM228 109V107L226 108ZM262 109V108H261ZM73 110V108L71 109ZM77 110V109H76ZM87 110V109H86ZM91 110V108H90ZM167 110V109H166ZM178 109H176L177 111ZM208 110V109H207ZM256 110V109H255ZM43 111V110H42ZM75 110H73L72 112H74ZM79 111V110H78ZM81 111V110H80ZM79 111V112H80ZM85 111V110H84ZM102 111V110H101ZM127 111V110H126ZM125 111V113H126ZM131 111V110H130ZM129 111V113H130ZM192 111V110H191ZM190 111V112H191ZM227 111V110H226ZM240 111V110H239ZM76 112V111H75ZM74 112V113H75ZM77 112L78 114L81 115V113ZM83 112V111H82ZM86 112V111H85ZM123 112V111H122ZM122 112H118V114L122 113ZM184 112V111H183ZM189 112V113H190ZM200 112V111H199ZM204 112V111H203ZM216 112V111H215ZM261 112V111H259ZM87 113V112H86ZM101 113V112H100ZM128 113V111H127ZM126 113V114H127ZM132 113V112H131ZM130 113V114H131ZM141 113V112H140ZM172 113V112H171ZM181 111L179 110V112H176L177 114H180ZM67 114V113H66ZM90 114V111H89ZM88 114V115H89ZM98 114V113H97ZM103 116V113H101ZM116 114V116L118 115ZM124 114V112H123ZM122 115V117H124ZM126 114H124L126 116ZM129 114V115H130ZM174 114V112L172 113ZM182 114V113H181ZM186 114V112H185ZM191 114V113H190ZM213 114V113H212ZM227 114V113H226ZM76 115V113H75ZM75 115H73V119L77 118ZM83 115V114H82ZM85 115V114H84ZM81 116V118H84L85 116ZM92 115V114H91ZM90 115V117H91ZM112 115V114H111ZM114 115V114H113ZM187 115V114H186ZM189 115V114H188ZM194 115V114H193ZM197 115V114H196ZM235 115V114H234ZM253 115V114H252ZM107 116V115H104ZM109 116V115H108ZM115 116V117H116ZM120 116V115H118ZM212 116V115H211ZM215 116V115H214ZM93 117V115H92ZM97 117V116H96ZM100 117V116H98ZM110 117V116H109ZM113 117V118H115ZM183 117V116H182ZM180 117V118H182ZM189 117V116H188ZM192 117V115H191ZM222 117V116H221ZM80 117H78L79 119ZM81 118L79 119L80 122H82ZM88 118V116H87ZM108 118V117H107ZM105 117H103V119H107ZM117 118V117H116ZM119 118V117H118ZM125 118V117H124ZM127 118V117H126ZM129 118V116H128ZM209 118V117H208ZM72 119V118H71ZM85 119V118H84ZM90 119V118H89ZM95 119V118H93ZM97 119V118H96ZM95 119V120H96ZM100 119V118H98ZM103 119L101 121H103ZM123 119V118H122ZM136 117L134 120V123H136ZM150 118H148L149 120ZM156 119H159L156 118ZM185 119V118H184ZM198 119V118H197ZM230 119V118H229ZM259 119V118H258ZM61 120H64L61 118ZM77 120V119H76ZM94 120V121H95ZM101 122L103 123H109V122ZM108 120V119H107ZM124 120V119H123ZM151 120V119H150ZM176 120V119H175ZM178 120V118H177ZM176 120V121H177ZM181 120V119H180ZM178 120V121H180ZM199 120H201L199 118ZM254 120V119H253ZM90 121V120H89ZM88 121V122H89ZM109 121V120H108ZM113 121V119H112ZM136 121V122H135ZM63 123H65L64 121H62ZM77 122V123H80ZM84 122V121H83ZM139 122V121H138ZM174 122V121H173ZM183 122V121H181ZM212 122V121H211ZM43 123V122H42ZM117 123V122H116ZM143 123V122H142ZM145 123V122H144ZM147 123V122H146ZM197 123V122H196ZM201 123V122H200ZM47 124V123H46ZM68 124V123H67ZM87 124V123H86ZM138 124V123H137ZM141 124V123H140ZM174 124V123H173ZM228 124V123H227ZM88 125V124H87ZM98 125V124H96ZM95 125V127H97ZM101 125V124H99ZM104 125V124H103ZM111 125V124H109ZM108 125V126H109ZM115 125V124H113ZM175 125V124H174ZM173 125V126H174ZM178 125V124H176ZM179 125L180 122H179ZM178 125V126H179ZM207 125V124H206ZM42 126V125H41ZM55 126V125H54ZM90 128H92L93 125H89ZM107 126V127H108ZM138 126V125H137ZM202 126V125H201ZM242 126V125H241ZM44 127V126H43ZM69 127V126H68ZM85 127V124H84ZM87 127V126H86ZM94 127V126H93ZM94 127V128H95ZM106 127V128H107ZM139 127V126H138ZM151 127V126H150ZM158 127V126H157ZM223 127V126H222ZM225 127V126H224ZM88 128V127H87ZM105 128V129H106ZM117 128V126H116ZM141 128V125H140ZM173 128V127H172ZM59 129V128H58ZM77 129V128H76ZM93 129V128H92ZM97 129V128H96ZM99 129V126H98ZM97 129V130H98ZM103 129V128H102ZM103 129V130H105ZM143 129V126H142ZM151 129V128H149ZM147 129V130H149ZM156 129V128H154ZM160 129V128H159ZM60 130V129H59ZM59 130H56L57 132ZM87 130V129H86ZM102 130V132H103ZM117 130V129H116ZM136 130H139L138 128L134 129V131L136 133ZM145 130V129H143ZM153 130V129H152ZM158 130V129H157ZM157 130L155 132H157ZM238 130V129H237ZM113 131V130H112ZM111 130H109L108 132H112ZM141 131V130H139ZM151 131V130H150ZM149 131V132H150ZM159 131V130H158ZM212 131V130H211ZM93 131V135H94ZM131 132V131H130ZM130 132H128L127 134H125V136H128L126 138H128V140L131 141V139H129V134ZM142 132V131H141ZM152 132V131H151ZM153 132V133H155ZM161 132V131H160ZM160 132H158L160 134ZM167 132V131H166ZM202 132V131H201ZM217 132V131H216ZM224 132V131H223ZM87 133V132H86ZM92 133V132H91ZM97 133V132H96ZM104 133V132H103ZM106 134V135H111V134ZM122 133V132H121ZM125 133V132H124ZM124 133H122L124 135ZM144 133V132H143ZM148 133V132H147ZM146 133V134H147ZM75 134V133H74ZM133 135H135L134 133H132ZM145 134V133H144ZM143 134V136H145ZM157 134V133H156ZM186 134V133H185ZM189 134V133H188ZM261 134V133H260ZM82 135V134H81ZM80 135V136H81ZM89 135V134H88ZM142 135V134H141ZM148 135V134H147ZM153 135V134H152ZM83 136V135H82ZM109 136L108 139H109ZM122 136V135H121ZM163 136V135H162ZM87 137V135H86ZM95 137V136H94ZM93 137V138H94ZM105 135L103 136H96L95 140L97 141L98 146H100L101 142L103 141V139L107 138ZM146 137V136H145ZM150 137V136H149ZM148 137V138H149ZM152 137V136H151ZM253 137V136H252ZM122 138V137H121ZM120 138V140L122 141V139ZM125 138V137H124ZM125 138V139H126ZM136 138V137H134ZM134 138L132 139V141L134 140ZM154 138V136H153ZM157 138V137H156ZM174 138V137H173ZM181 138V137H180ZM85 139V138H84ZM90 139V138H89ZM88 139V140H89ZM112 139V138H111ZM110 139V140H111ZM118 139V138H117ZM178 139V138H177ZM215 139V138H214ZM224 139V138H223ZM245 139V138H244ZM258 139V138H257ZM59 140V139H58ZM63 140V136L62 139ZM74 140V139H73ZM93 140V139H92ZM127 140V139H126ZM125 140V141H126ZM138 140V139H137ZM141 140V139H140ZM143 140V139H142ZM150 140V139H149ZM240 140V139H239ZM238 140V141H239ZM65 141V140H64ZM76 143H74L75 145H78L77 140H74ZM91 141V140H90ZM112 141V140H111ZM118 141V140H117ZM124 141V142H125ZM139 141V140H138ZM167 141V140H166ZM236 141V140H234ZM237 141V142H238ZM246 141V140H245ZM55 142V143H56ZM67 142V141H66ZM88 142V141H87ZM92 142V141H91ZM113 142V141H112ZM110 142V143H112ZM127 142V141H126ZM136 142V141H135ZM134 142V143H135ZM142 142V141H140ZM145 142V141H144ZM60 143V141H59ZM62 143V142H61ZM60 143V145H61ZM73 143V141H72ZM120 143V142H117ZM132 143V142H131ZM151 143V142H150ZM156 143V142H155ZM54 144V145H53ZM63 144L65 145V142H63ZM68 144V143H67ZM82 145L80 146V154H82V152H86L88 153L90 150H88V146L87 144L81 143ZM84 144V145H83ZM103 144V143H102ZM101 144V145H102ZM105 144V143H104ZM108 144V143H107ZM113 144V143H112ZM214 144V143H213ZM234 144V145H233ZM236 143L232 142L231 140L227 141L225 144H222V146L218 147L217 149L213 150L217 153L220 152H226L227 150L232 151L234 149V146L237 147L235 145ZM238 144V143H237ZM242 143H239V145ZM246 143H244L245 145ZM256 144V142H255ZM123 145V144H122ZM127 146V144H124V146ZM136 146L138 145L137 143L135 144ZM134 145V146H135ZM140 145V143H139ZM142 145V144H141ZM173 145V144H172ZM212 144H210L211 146ZM241 148V146H239ZM244 145L242 144V146L244 147ZM252 145V144H251ZM67 146V145H66ZM78 146V147H79ZM92 146V145H91ZM110 145L108 144V147ZM116 146V145H115ZM154 146V145H153ZM204 146H206V144H204ZM209 146V144H208ZM207 146V147H208ZM58 147V146H56ZM105 147V145H104ZM103 147V148H104ZM107 147V146H106ZM113 147V146H112ZM162 147V146H161ZM203 147V146H202ZM205 147V148H207ZM64 148V147H63ZM75 148V146H74ZM122 148H124L122 146ZM126 149H128V147H125ZM155 148V147H154ZM166 148V147H165ZM239 148V149H240ZM58 149V148H57ZM56 149V151H57ZM117 149V148H116ZM124 149V150H126ZM129 149H131L129 147ZM149 149V148H148ZM173 149V148H172ZM176 149V148H175ZM202 149V148H201ZM204 149V148H203ZM208 150L210 148H207ZM207 149L203 150L204 152L208 151ZM244 149V148H243ZM64 150V149H63ZM66 150V149H65ZM88 150V151H87ZM92 150V149H91ZM106 150V149H105ZM111 150V149H110ZM211 150V149H210ZM238 150V148H237ZM62 151V150H61ZM60 151V152H61ZM129 151V150H128ZM141 151V150H140ZM179 151V150H178ZM202 151V150H201ZM235 151V149H234ZM243 151V150H242ZM258 151V150H257ZM55 153V150L53 151ZM59 152V153H60ZM64 152V151H63ZM107 152V151H106ZM115 152V151H114ZM113 152V153H114ZM120 152V151H117ZM144 152V151H143ZM149 152V151H148ZM161 152V151H160ZM210 152V151H209ZM255 152V151H254ZM62 153V152H61ZM104 153V152H103ZM163 153V152H162ZM169 153V152H168ZM203 153V152H202ZM230 153V152H229ZM65 154V152H64ZM79 154V151H78ZM80 154L78 155V157L80 156ZM99 154V153H97ZM157 154V153H156ZM161 154V153H160ZM207 154V153H206ZM10 156L8 157L10 160L4 162L2 159L5 156ZM77 155V154H76ZM94 155V154H93ZM101 155V153H100ZM103 155V154H102ZM107 155V153H106ZM112 155V154H111ZM154 155V154H153ZM164 155V154H163ZM162 155V156H163ZM177 155V154H176ZM220 155V154H218ZM225 155V153H224ZM51 156V153H50ZM69 156V155H68ZM71 156V155H70ZM82 156V155H81ZM92 156V155H91ZM109 156V155H108ZM119 156V155H118ZM121 156V155H120ZM119 156V158H120ZM157 156V155H156ZM165 156V155H164ZM160 157L158 156V160L163 161L165 158H168V160L173 157L172 155L170 156L168 154L169 157ZM181 156V155H180ZM235 156V155H234ZM260 156V155H259ZM66 157V156H65ZM76 157V156H75ZM112 157V156H111ZM114 157V156H113ZM112 157V158H113ZM175 157V156H174ZM194 157V156H193ZM205 157V156H204ZM207 157V156H206ZM219 157V156H218ZM62 158V157H61ZM59 158V159H61ZM97 158V156H96ZM110 158V157H109ZM117 158V157H116ZM126 158V157H125ZM139 158V157H138ZM164 158V159H163ZM212 158V157H211ZM233 158V157H232ZM66 159V158H65ZM75 159V158H74ZM91 159V160H90ZM92 159L94 160V158H89L90 161H92ZM172 159V158H171ZM174 159V158H173ZM213 159V158H212ZM79 160V159H78ZM78 160L74 164L73 167L77 170H81L82 167V163L80 165L78 164ZM98 160V159H97ZM107 160V159H106ZM110 160V159H108ZM130 160V159H128ZM139 160V159H138ZM157 160V159H156ZM167 160V159H166ZM167 160V161H168ZM189 160V159H188ZM54 161H56L54 159ZM69 161V160H67ZM90 161H88L87 163H89ZM95 161V160H94ZM125 162L122 163V160L120 159H116L113 161L111 166L114 168H118L117 170H123L124 167H120L123 166L124 163H128L126 161V159L124 160ZM132 161V159H131ZM130 161V162H131ZM145 161V160H144ZM203 161V160H202ZM210 161V159H209ZM258 161V160H257ZM262 161V160H261ZM45 162V163H44ZM49 162V163H50ZM112 162V161H111ZM135 158H134V162L135 163ZM138 162V161H137ZM136 162V164H137ZM186 162V161H185ZM223 162V161H222ZM48 163V164H49ZM61 163V162H60ZM66 163V162H65ZM84 164H87L85 162H83ZM93 163V161H92ZM96 163V162H94ZM99 163V162H98ZM96 163V164H98ZM105 163V162H104ZM140 164V161L138 162ZM197 163V162H196ZM202 163V162H201ZM200 163V164H201ZM217 163V161H216ZM52 164V163H51ZM55 164V163H54ZM63 164V163H62ZM69 164V163H67ZM131 163H128L127 165H129ZM174 164V163H173ZM207 164V163H205ZM92 165V164H91ZM94 165V164H93ZM102 165V164H100ZM99 165V166H100ZM189 165V164H188ZM198 165L195 164V166ZM218 165V163H217ZM253 165V164H252ZM52 166V165H51ZM58 166V165H57ZM69 166V165H68ZM87 166V165H86ZM90 166V165H89ZM105 166V165H103ZM119 166V167H118ZM124 166L126 167V165L124 164ZM161 166V165H160ZM168 166V165H167ZM191 166V165H190ZM212 166V165H211ZM40 167V168H41ZM54 167V166H52ZM65 167V166H64ZM70 167V166H69ZM84 167V166H83ZM95 167V165H94ZM93 167V168H94ZM109 167V166H108ZM131 167V166H130ZM194 167V166H193ZM59 168V167H58ZM89 168V167H88ZM102 168V167H101ZM110 168V167H109ZM121 168V169H119ZM197 168V167H196ZM205 168V167H204ZM67 169V168H66ZM83 169V168H82ZM107 169V168H106ZM133 169V168H132ZM149 169V168H148ZM188 169V168H187ZM203 169V168H202ZM209 169V168H208ZM217 169V168H216ZM84 170V169H83ZM83 170H81L80 172L83 174ZM86 170V169H85ZM88 170V169H87ZM96 170V168H95ZM115 170V169H112ZM156 170V169H155ZM77 171V172H79ZM91 171V170H90ZM109 171V170H108ZM116 171V170H115ZM144 171V170H141ZM150 171V170H149ZM208 171V170H207ZM213 171V170H211ZM210 171V172H211ZM76 172V170H75ZM87 172V171H86ZM92 172V171H91ZM94 172V170H93ZM96 172V171H95ZM94 172V173H95ZM122 172V171H121ZM140 172V171H139ZM100 173V172H99ZM119 173V172H118ZM150 173V172H149ZM148 173V174H149ZM214 173V172H213ZM264 173V172H263ZM89 174V171H88ZM92 174V173H91ZM142 174V173H141ZM146 174V173H144ZM143 174V175H144ZM152 173H150L151 175ZM219 174V173H218ZM239 174V173H238ZM237 174V175H238ZM96 175V174H94ZM148 175V176H150ZM117 176V175H116ZM147 176V175H146ZM182 176V175H181ZM207 176V175H206ZM93 177V175H92ZM98 177V176H97ZM102 178L104 177L103 175L101 176ZM203 177V176H202ZM34 178V177H33ZM86 178V177H85ZM96 178V177H95ZM113 178V177H112ZM127 178V179H126ZM144 178V177H143ZM146 178V177H145ZM144 178V179H145ZM81 179V178H80ZM91 179V178H90ZM93 179V178H92ZM104 179V178H103ZM190 179V178H189ZM241 179V178H240ZM82 180V179H81ZM108 180V179H107ZM180 180V179H179ZM204 180V179H203ZM262 180V179H261ZM78 181V180H77ZM83 181V180H82ZM142 179L141 180V184H143L144 181ZM201 181V180H200ZM229 181V180H228ZM237 181V180H236ZM235 181V182H236ZM241 181V180H240ZM263 181V180H262ZM32 182V184H31ZM85 182V181H84ZM105 182V181H104ZM181 182V181H180ZM255 182V181H254ZM253 182V184H254ZM112 183V184H114ZM248 183V182H247ZM246 183V184H247ZM250 183V182H249ZM248 183V184H249ZM56 184V183H55ZM60 184V183H59ZM72 184V183H71ZM106 184V183H105ZM111 184V183H110ZM111 184V185H112ZM58 185V184H57ZM110 185V188H111ZM121 185V186H119ZM129 185V184H128ZM208 185V184H207ZM227 185V184H226ZM252 185V184H251ZM258 188L257 183L254 184V187ZM64 186V185H63ZM106 186V185H105ZM115 187V185H113ZM209 186V185H208ZM230 186V185H229ZM48 187V186H47ZM58 187V186H57ZM62 187V186H60ZM59 187V188H60ZM227 187V186H226ZM231 187V186H230ZM235 187V186H234ZM249 187V186H248ZM44 188V187H43ZM58 188V189H59ZM103 188V187H102ZM108 188V190L110 189ZM126 188V187H123ZM254 188L257 192L260 191L261 193L264 194V184L263 186H259V188ZM44 189H48V188H44ZM50 189V187H49ZM48 189V190H49ZM57 189V191H58ZM116 189V188H115ZM202 189V188H201ZM213 189V188H212ZM231 189V188H230ZM235 189V188H233ZM60 190V189H59ZM107 190V189H106ZM112 190H114L112 188ZM126 190H128L126 188ZM125 190V191H126ZM32 191V192H31ZM64 192V190H62ZM138 191H141L140 193ZM252 194H253V190ZM31 192V193H30ZM49 192H51L49 190ZM61 192V193H63ZM66 192V191H65ZM100 192V193H101ZM189 192V191H188ZM39 193V192H38ZM42 193H43V189H42ZM46 193V194H45ZM48 192H44L45 195H47ZM52 193V192H51ZM48 193L47 196H49ZM56 193V192H55ZM111 193V191H110ZM139 193V194H138ZM202 193V192H201ZM204 193V192H203ZM216 193V192H215ZM246 193V192H245ZM244 193V194H245ZM40 194V193H39ZM59 194V193H58ZM187 194V193H186ZM199 194V193H198ZM258 194V193H257ZM45 195L43 197H45ZM56 195V194H55ZM110 195V194H109ZM121 195V197H122ZM204 195V194H202ZM249 195V194H248ZM39 196V195H38ZM83 196V195H82ZM96 196V197H94ZM113 196V195H112ZM114 196V197H115ZM206 196V195H205ZM84 197V196H83ZM97 197V198H99ZM105 197H111L108 195H105ZM189 197V196H188ZM198 197V195L196 196V198ZM229 198V196H227ZM40 197H38L37 200H39ZM89 198V199H90ZM119 198V197H118ZM146 200H145V199ZM195 198V197H194ZM204 198V197H203ZM248 198V197H247ZM41 199V198H40ZM88 199V201H90ZM117 199V200H116ZM142 199L145 200V202L147 201L146 197H143ZM225 199V198H224ZM227 199V198H226ZM92 200V199H91ZM245 199H242L239 202V206L241 207V209L244 211H248L250 214L249 215H243V212H240L239 216L237 215V219L236 220H241L240 218H249L248 220H252V218L254 219H258L260 217H258L260 214H264V196H256L253 197L252 200H248L247 202L243 201ZM41 201V200H39ZM83 201V200H82ZM85 201V199H84ZM87 201V202H88ZM94 201V200H92ZM105 201H107L105 203ZM150 201V200H149ZM210 201V200H209ZM86 202V203H87ZM109 202V203H108ZM153 202V201H151ZM155 202V201H154ZM172 202V201H170ZM238 201H236L237 203ZM37 203V202H36ZM83 203V202H81ZM119 203H121L123 206H120ZM142 203V204H141ZM195 203V202H194ZM234 203V202H233ZM248 203V204H245ZM71 204V203H70ZM90 204V202L88 203ZM96 204L94 202H91V205ZM126 204V202H125ZM145 204V205H144ZM178 204V203H177ZM176 204V206H177ZM235 204V203H234ZM37 205V204H36ZM50 205V203H49ZM48 205V208L50 207ZM85 206V203L83 204ZM82 205V206H83ZM107 205V206H109ZM115 205V206H114ZM129 205V206H128ZM179 205V204H178ZM181 205V204H180ZM183 205V204H182ZM229 205V204H228ZM42 205H40L41 207ZM51 206V207H52ZM57 206V205H56ZM55 206V207H56ZM61 206V205H60ZM66 206V204H65ZM64 206V207H65ZM71 206V205H70ZM113 206V207H112ZM118 206V207H117ZM162 206H165V208ZM224 206V205H223ZM233 206V204H232ZM236 206V205H235ZM238 206V207H239ZM90 207V206H89ZM92 207V206H91ZM90 207V208H91ZM117 207V208H114ZM132 207V209H128ZM155 209H153V208ZM201 207V205L199 206ZM229 207V206H228ZM227 207V208H228ZM237 207V206H236ZM239 207V208H240ZM67 208V207H65ZM70 208V207H69ZM186 209L184 206L181 207V209ZM226 208V209H227ZM234 208V206L232 207V209ZM239 208L237 210H239ZM47 209V208H46ZM57 209V210H56ZM63 209V208H62ZM182 209V210H183ZM235 209V208H234ZM94 210V208H93ZM92 210V212H93ZM106 210V211H105ZM180 210V209H179ZM217 210V209H216ZM222 210V209H221ZM228 210V209H227ZM46 211V210H45ZM201 211H205L204 213L206 214V211L209 212L211 211L212 214L214 215V217H212V223L213 224H217V225H212L210 226L211 228L207 227L204 229H193L190 227V225H197V222L194 223V221H199L200 217L198 216V212L200 213ZM84 212V211H83ZM172 212V213H171ZM237 212V211H236ZM82 213V212H81ZM85 213V212H84ZM171 213V214H170ZM184 213V212H183ZM187 213V212H186ZM189 213V212H188ZM189 213V214H190ZM202 213V212H201ZM210 213V212H209ZM252 213V214H251ZM62 214H66L64 217L62 216ZM185 214V213H184ZM204 214V215H205ZM216 214V213H215ZM242 214V215H241ZM194 215V217H195ZM202 215V217L204 216ZM212 215V216H213ZM225 215V214H224ZM233 215V214H232ZM257 216L253 217V216ZM89 216V217H88ZM54 217L58 218V219H54ZM176 217V214H175ZM210 217V216H209ZM171 218V219H170ZM207 218V217H206ZM211 218V217H210ZM209 218V219H210ZM223 218V219H222ZM264 218V217H263ZM221 219V220H220ZM233 219H235V217H233ZM254 219V220H255ZM152 221V222H169L168 223H172L174 224V226H162L163 229H156V227L154 226V228H147L146 223L144 225V222H148V221ZM206 220V219H205ZM203 220V222L205 221ZM235 220V221H236ZM125 222L127 223L126 225L123 226H116L115 224H117L118 222ZM171 221V222H170ZM210 221V220H209ZM231 221V220H230ZM82 222H88L90 223L91 226H87L88 224H83ZM202 222V223H203ZM249 222V221H248ZM82 223V224H81ZM175 223L177 225H175ZM179 223V224H178ZM201 223V225H202ZM235 223V222H234ZM72 224V226H70ZM150 224V223H149ZM170 224V225H172ZM200 224V221H199ZM218 224H220L218 226ZM224 224V223H223ZM233 224V222H232ZM255 224V223H254ZM60 225H67V226H60ZM69 225V226H68ZM95 225V226H92ZM180 225V226H179ZM204 225V223H203ZM231 226V224H229ZM235 224H233L234 226ZM237 225V224H236ZM240 225V224H239ZM238 225V226H239ZM244 225V224H243ZM251 225V224H250ZM259 225V224H258ZM152 226V225H151ZM248 226V225H247ZM228 227V228H227ZM237 227V226H236ZM241 227V226H240ZM209 228V229H208ZM255 228V227H254ZM240 229V228H238ZM251 229V228H250ZM241 231V230H239ZM242 232V231H241ZM259 232V231H258ZM250 234V233H249ZM248 234V235H249ZM264 234V233H263ZM260 235H258L259 238ZM263 241V240H262Z\"/></svg>",
  "mask_w": 264,
  "mask_h": 264
}]
</instances>
